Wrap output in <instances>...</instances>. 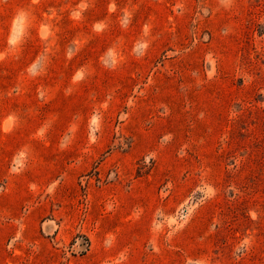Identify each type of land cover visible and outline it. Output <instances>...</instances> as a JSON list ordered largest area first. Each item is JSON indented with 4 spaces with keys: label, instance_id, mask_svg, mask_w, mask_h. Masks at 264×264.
<instances>
[{
    "label": "rangeland",
    "instance_id": "1",
    "mask_svg": "<svg viewBox=\"0 0 264 264\" xmlns=\"http://www.w3.org/2000/svg\"><path fill=\"white\" fill-rule=\"evenodd\" d=\"M0 264H264V0H0Z\"/></svg>",
    "mask_w": 264,
    "mask_h": 264
}]
</instances>
